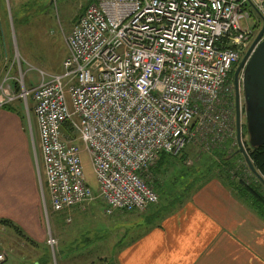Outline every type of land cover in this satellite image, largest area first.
<instances>
[{"label":"built area","instance_id":"2783aa9c","mask_svg":"<svg viewBox=\"0 0 264 264\" xmlns=\"http://www.w3.org/2000/svg\"><path fill=\"white\" fill-rule=\"evenodd\" d=\"M260 18L264 0H93L66 38L60 74L40 71L30 89L21 78L19 94L2 85L0 109L33 101L53 213L94 201L106 216L144 211L158 203L145 173L160 155L236 139L231 73L261 31Z\"/></svg>","mask_w":264,"mask_h":264},{"label":"crops","instance_id":"0c3cea01","mask_svg":"<svg viewBox=\"0 0 264 264\" xmlns=\"http://www.w3.org/2000/svg\"><path fill=\"white\" fill-rule=\"evenodd\" d=\"M36 144V124L32 131L20 105L0 110V220L13 223L22 240L46 244ZM250 203L210 178L172 208L127 222L114 213L95 227L100 247L108 251L102 259L105 264H264V216ZM99 208L104 213L96 201L85 212L64 213L92 227ZM4 239L0 252L6 263L3 246L11 239Z\"/></svg>","mask_w":264,"mask_h":264},{"label":"rangeland","instance_id":"374dc122","mask_svg":"<svg viewBox=\"0 0 264 264\" xmlns=\"http://www.w3.org/2000/svg\"><path fill=\"white\" fill-rule=\"evenodd\" d=\"M92 2L93 0H0V87L2 85L5 87L7 84L15 87L16 84L14 82H18L22 78L24 87L30 89L40 82V71L48 75L60 74L62 72V62L67 57L66 38ZM248 22L249 26L253 28L259 22V18L255 16ZM241 25L244 26V23L241 22ZM244 55L240 57L237 65L242 61ZM236 69L237 66L233 68L234 73ZM234 73L232 77H234ZM231 79L233 83V78ZM232 85V119L235 122V87L234 84ZM14 90L19 94L21 89L19 87V89L15 88ZM239 97L241 125L244 126V100L241 84L239 85ZM17 105H20L22 110H24L27 123H29L31 130L34 131L36 121L33 101L29 98L25 105L21 99H17L8 106L14 107ZM233 139L234 141H232ZM235 141V138H220L219 144L209 151H205L198 144H190L185 150L186 153L183 152L182 155L187 162L191 161L196 165L195 170L197 171L203 165V161H206L205 156H212L216 151H221L225 148L227 151L228 149H233L232 151L235 153L238 150L237 141L236 143ZM245 141L248 143V137L245 138ZM242 142L246 150L243 137ZM78 145L81 147L80 143ZM36 156L40 177L42 218L47 234L45 241L51 237L56 241V245L52 249L45 243L38 242L35 244L29 239V242H26L19 238L13 230L4 227L0 223V239H11H6L7 243L3 246L7 254V261L4 264H34L33 261L36 264H105L102 258L106 256L108 251H104L100 247L103 244L101 243L100 233L95 230V227H99L100 222L113 217H107L103 213L102 208H99L98 220L92 223V227H90L91 224L87 222L85 225H79L74 218H71V214L67 215L64 212L53 213L49 204L39 144H36ZM236 156L238 159L234 160V167L238 168V172L241 171V179L249 184L259 197L264 199V186L249 171L244 158L241 155ZM179 159L181 161V157ZM81 160L87 183L93 191H96L97 180L89 155L86 152H82ZM155 166L156 164L145 175L147 182L151 183V186H154L157 192L158 203L141 212L135 211L130 214L117 212L118 215L127 217L124 218L126 222L134 221L136 216L148 215L147 213L154 212L157 209L161 211L172 208L186 194L191 193L198 184L214 177L208 172H199L195 176V179L198 180L193 184V178H188V180L186 178L169 180L171 174H173L169 172L167 175H163L162 180L165 182L163 183L161 179L155 180L151 173V169ZM238 172L236 173V179L240 180ZM186 183H192V185L185 187ZM252 198L254 201L253 205L257 201L256 204L264 208L263 203L258 202L259 199L257 197L253 196ZM92 204L93 202L83 207L84 209L74 210L85 212ZM253 207L256 211H259L257 206ZM68 218L71 220L69 223ZM115 252L112 251V254L110 252V255L113 256Z\"/></svg>","mask_w":264,"mask_h":264},{"label":"water","instance_id":"95a60500","mask_svg":"<svg viewBox=\"0 0 264 264\" xmlns=\"http://www.w3.org/2000/svg\"><path fill=\"white\" fill-rule=\"evenodd\" d=\"M262 29L253 44L244 55L234 73L235 87V120L236 141L238 150L252 175L264 186V178L254 168L242 142L241 111L239 101V85L241 84L244 100L245 128L248 146L256 149L264 146V41L260 42L264 34V20ZM242 72V73H241ZM241 73V78H240Z\"/></svg>","mask_w":264,"mask_h":264},{"label":"trees","instance_id":"16d2710c","mask_svg":"<svg viewBox=\"0 0 264 264\" xmlns=\"http://www.w3.org/2000/svg\"><path fill=\"white\" fill-rule=\"evenodd\" d=\"M233 73L234 72L232 70L231 78H233L232 77ZM15 88L19 89V86H17L16 84ZM10 107L11 106L7 105L3 107V109H9ZM242 135L244 138V144L246 146L247 154L254 168L264 178V146L256 148V149L249 148L248 143L245 141V138L247 137L245 125L242 128ZM186 148L183 150V152H185ZM232 150L228 149L227 151V149L225 148V149H222L221 151H216L212 156H205L206 161H203V165H201L199 169H197V171L195 170L196 169L195 164H193L192 166H188V167L186 166L187 161L182 155L183 152L177 157H172L170 155L162 154L159 156L156 166L151 169L152 170L151 173L153 174L155 180L157 179V181L159 179L162 180L163 175H167L170 172L173 174H171V178L169 180H175L176 178H186V180H188V178H193L194 180L193 184H195V181L198 180V179H195V176L199 174V172H203V171L208 172L209 174H212L214 176L213 178L220 180L227 187L232 189L243 200L247 202H251L250 204L253 205L254 201L252 197L255 196L259 199L258 202H261L264 205L263 197H259L257 192H255L254 189H252V187L249 186V184H247L245 181L241 179V175H240L241 171L238 172L237 170L238 168L234 167L235 165L234 160L238 159V157L235 156V153ZM180 157H181V161L179 159ZM235 169L237 171L234 172L233 170ZM237 172L240 175L241 181L236 179ZM162 181L163 183H165L164 180ZM148 184H150L151 186V183L148 182ZM191 185L192 183H186L185 187H190ZM198 185L195 188H197ZM152 187L154 188V186ZM256 203L253 206H257V208L259 209V213L262 216H264V208L259 207ZM0 223L14 230L15 232H17L16 227L11 222L2 220L0 221Z\"/></svg>","mask_w":264,"mask_h":264},{"label":"flooded vegetation","instance_id":"af4514ba","mask_svg":"<svg viewBox=\"0 0 264 264\" xmlns=\"http://www.w3.org/2000/svg\"><path fill=\"white\" fill-rule=\"evenodd\" d=\"M240 63H241V62H240ZM240 63H239V64H240ZM236 66H237V68H238L239 65L236 64L235 67H236ZM235 67H234V68H235ZM236 70H237V69H236ZM241 73H242V72H241Z\"/></svg>","mask_w":264,"mask_h":264}]
</instances>
